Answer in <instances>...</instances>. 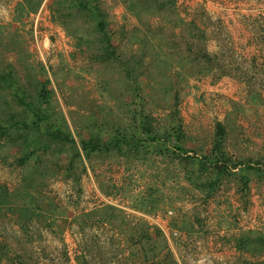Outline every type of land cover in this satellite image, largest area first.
Wrapping results in <instances>:
<instances>
[{"label":"rangeland","instance_id":"obj_1","mask_svg":"<svg viewBox=\"0 0 264 264\" xmlns=\"http://www.w3.org/2000/svg\"><path fill=\"white\" fill-rule=\"evenodd\" d=\"M24 1L0 0V77L16 80L18 89L0 78V116L5 108L18 122L32 123L20 102L25 96L35 108L43 104L49 125L70 132L80 148L83 140L135 135L143 115L162 138L176 115L187 149L198 154L210 153L222 124L224 150L242 168L255 169L243 195L233 171L238 175L207 198L188 182L185 162L156 152L165 147L159 141L138 150L136 143L123 145L121 155L83 154V164L68 173L75 149L51 143L49 126L26 129L23 140L12 132L16 143L0 136V185L22 190L29 172L37 174L31 232L34 251L47 257L41 263L81 264V255L88 264H143L141 247L130 240L149 225L163 229L178 264H264V256H242L234 245L242 230L264 233V0H175L162 10L161 0H101L119 57L112 62L97 58L99 35L84 14L44 0L36 13L25 5L17 20ZM46 79L44 102L39 92ZM26 149L36 150L28 168L18 164ZM106 206L121 212L109 224L102 222L109 218ZM6 220L0 235L32 251Z\"/></svg>","mask_w":264,"mask_h":264},{"label":"trees","instance_id":"obj_2","mask_svg":"<svg viewBox=\"0 0 264 264\" xmlns=\"http://www.w3.org/2000/svg\"><path fill=\"white\" fill-rule=\"evenodd\" d=\"M43 1L44 0H26L19 3L16 10V19L21 20L24 17L26 13L25 5L29 7L30 12L36 13ZM52 1L54 5L58 7L59 11L66 8L69 11L76 9L79 14H84L87 19L95 23L99 35L97 41L99 55L97 58L100 61L112 62L114 59L119 60L117 46L112 42V38L108 32V24L106 21L107 15L101 7V0ZM158 1L160 2V0ZM167 2L173 5L176 1L161 0L163 6L160 10L164 9V5H166ZM135 5L136 3H133L132 1L130 2L132 9L135 8ZM69 15L74 16L72 12ZM43 73L47 74L44 68ZM0 78L5 82L7 89L18 91V89L14 88L17 85L16 80L12 79L9 81L10 77H7V75H3ZM49 84L50 81L46 79L39 92V97L44 102L49 97V93L46 91V87ZM20 102L28 107V111L34 116L32 123H27L25 121L22 123L18 122V114L12 111L8 112L9 109L4 108L1 116L7 123L4 124L0 119V136L2 138L7 137L11 142L16 143L17 139L11 137L12 132H17L18 139L23 140L22 137L24 136L26 129L33 128L35 130H41L43 126H49L50 128H46L45 132L49 136L51 143H59L62 148L67 145H72L75 149V154L69 160L67 165L68 173L75 170L78 161L82 163L83 154L89 158L95 153L105 154L117 150L121 155L123 145L132 146V144L136 143L137 147H135V150H138V148L142 146L146 148V144H149V142L159 141L164 143L165 147H158L159 149L157 148L156 152L160 154L173 152L178 160L185 162L183 172L187 176L186 178L188 182L194 184L193 186H196L198 191L206 193L207 198L214 196L219 190L222 182L228 177L237 176L238 174L242 181V187L240 189L242 195L249 190L250 177L247 173L250 170L255 169L251 164L247 166L244 165L245 167L242 168L243 163L233 161L232 157L224 150L223 143L225 140L226 129L222 124L217 125L218 132L209 154H198L196 150L190 151L187 149L185 143L187 136L182 130L181 121L176 115H172L173 125L168 127L162 138L158 133L159 131H156L157 129L155 130V127H153L151 117L143 115L140 122L134 126L136 129L135 135L118 132L108 143L102 141L100 138H93L89 141H81L80 148H78V145L70 132L65 133L60 129H54V127L49 125V115L45 113L43 104H41L39 108H35L33 103H27L25 96L20 98ZM138 135L139 137H137ZM25 141L26 140H24V142ZM170 145H172V147ZM44 147L45 149L48 148L47 145ZM35 154L36 150L29 151L26 149V153L19 158L18 164H20L21 167L28 168L29 162ZM189 166H193V168L196 169L192 172L190 171ZM233 171H237L238 174ZM35 175L37 174L29 172L28 178H30V181H27L28 183L23 186L22 190L10 191L9 188L0 185V228L1 225H5V222L7 221L6 219L8 218L10 222L17 226L19 231L23 233L25 243L30 245L32 249V251L29 252L25 249L18 250L8 242L7 238L0 235V264H42L41 262L45 261L47 258L44 254L34 251L33 249L35 240L31 228L33 227L34 219L38 216L36 208H39L37 207L39 206V203H37V205L33 203V189H35V187L32 179H35ZM105 209L109 215V218L105 219L106 221H102L105 224L111 223L112 218L121 213L116 207L106 206ZM54 225L55 223L48 219L45 226L52 229ZM129 230L131 231V228ZM143 232L142 236H132L130 240L131 244L139 245L141 247L140 250L137 251V255H139V257L141 256L139 259L140 263L178 264L172 250L170 249L168 238L165 236L163 229L159 227L152 229L149 225H146L143 227ZM234 245L236 250L242 256L248 254L251 257H262L264 256V233L256 229H249L247 231L242 230L234 236ZM64 257L67 262L71 261L68 251L66 250L64 251ZM76 260L81 264H88L81 255H76Z\"/></svg>","mask_w":264,"mask_h":264},{"label":"built area","instance_id":"obj_3","mask_svg":"<svg viewBox=\"0 0 264 264\" xmlns=\"http://www.w3.org/2000/svg\"><path fill=\"white\" fill-rule=\"evenodd\" d=\"M175 236L177 235V233H173Z\"/></svg>","mask_w":264,"mask_h":264}]
</instances>
